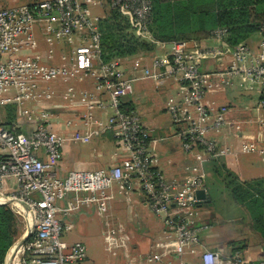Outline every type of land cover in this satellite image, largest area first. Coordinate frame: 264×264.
I'll use <instances>...</instances> for the list:
<instances>
[{
    "label": "built area",
    "instance_id": "built-area-1",
    "mask_svg": "<svg viewBox=\"0 0 264 264\" xmlns=\"http://www.w3.org/2000/svg\"><path fill=\"white\" fill-rule=\"evenodd\" d=\"M153 3L46 0L0 9V107L16 105L19 115L31 125L29 132H17L2 125L0 119V153L4 156L0 161V203L12 200L7 205L28 221L24 234L29 230V236L18 248L17 264L19 255L21 264H83L86 248L80 242L68 244L63 239L68 230L63 217L90 205L105 208L113 183L125 187L136 184L152 213L163 218L171 229L175 243L169 264H190L187 256L196 257L197 264H264V260H250L240 252L223 254L202 247V234L208 225L202 222L196 196L204 188V162L228 153L226 146L211 137L225 125V108L206 105V93L216 85L238 82L250 91H258V109L264 112V26L257 33L256 46L246 42L228 44L227 28H214L200 41L161 42L149 32ZM94 6L119 13L135 36L154 44L163 55L154 57L149 65L144 59L131 58L130 75L119 62H104L100 17L91 14ZM36 25L44 26L50 43L81 40L67 64L48 65L28 53L36 46ZM66 76H93L97 91L110 95L112 115L104 121L89 115L83 123L84 132H69L80 124L67 121L60 129L57 115L28 107L49 97L41 90L42 84ZM143 79L177 85L166 110L180 128L183 151L194 161L185 180L167 179L154 167L155 160L149 154V129L135 110L120 109L123 101L133 95L134 83ZM107 132H113L125 153L117 165L104 170H72L64 176L52 173L67 141L88 143ZM196 144H203L204 149L192 150ZM244 149L248 151L252 146ZM10 179L15 189L6 194L4 186ZM149 261L158 262L155 258Z\"/></svg>",
    "mask_w": 264,
    "mask_h": 264
},
{
    "label": "crops",
    "instance_id": "crops-1",
    "mask_svg": "<svg viewBox=\"0 0 264 264\" xmlns=\"http://www.w3.org/2000/svg\"><path fill=\"white\" fill-rule=\"evenodd\" d=\"M42 1L46 0H26L22 5L31 6ZM14 2L16 1L14 0ZM12 6H17V4L1 6L0 9ZM106 12L105 8L95 6L91 8V14L99 16L100 19L105 16ZM33 34L36 46L28 50V53L48 65L67 64L73 49L81 43V40H75L72 44L65 41H52L50 43L44 35L43 25H36ZM154 48V51L150 53H139L131 58L144 59L142 61L149 65L154 57L163 55V52L156 46ZM131 58H114L111 60L119 62L121 68H125V74L130 75L127 72L131 68ZM111 60L103 61L109 62ZM140 81H148L149 85L141 87L135 82L133 95L129 99L141 123L149 129V154L155 160L154 167L167 179L185 180L190 176L188 170L191 166L190 155L183 151L179 137L180 128L172 121L166 110L167 100L174 95L177 85L171 81L163 80L154 82L150 79H143L137 82ZM237 83L232 86L216 85L204 96L206 105L214 104L218 108H225V125L218 133L213 132L211 137L221 145L226 146L228 153L204 162V190L209 201L197 205L198 211L202 206L212 207V199L209 194L210 179L215 175L216 172L214 171L217 168L224 167L234 174L239 182L264 178V172L256 173L260 170L264 171V152H262L264 151V112L258 109L260 96L257 90L250 91L247 87L239 86ZM41 90H45V94L47 93L49 97L40 98L35 104L28 107H39L57 115L60 118V129L63 127V122L70 121L80 124L75 128L71 127L69 132L75 130L84 132L86 127L83 123L86 122L89 115L104 121L113 113L110 95L107 93L100 94L97 91L93 76L57 78L42 84ZM159 94L161 96L166 94L162 103L159 102L161 98ZM149 95H153V98L149 99ZM148 99L153 102L147 107ZM160 111L166 114V119H159L158 112ZM18 120L23 123L25 131L16 123ZM16 122L14 128H19V132H29L31 129L30 123L19 115L17 106ZM249 146H252V149L244 151V148ZM124 155V151L118 147L113 132L96 136L88 143L69 140L63 145L61 160L54 165L52 173L64 176L72 170H104L117 165ZM241 155L249 157L241 159L239 158ZM4 187L6 194L11 193L15 189L14 180H8ZM119 195L124 197L129 210L115 216L113 204L117 202ZM93 213L101 217V234L105 250L113 254L108 264L170 263L175 236L172 235L171 229L165 226L163 218L152 213L136 184L125 187L120 183H113L108 190L105 208L90 205L63 217L68 226L64 236L80 222L87 225ZM199 213L203 223L209 225L208 230L202 234V247L217 250L223 254L240 252L250 260H264L263 244L259 236H254V239L251 240L245 235H239L236 238L224 237L215 230L219 222L218 217L212 215L214 219L210 220L208 219L211 216L209 211L208 213L199 211ZM247 232L256 233L250 225L247 226ZM66 242L68 244L80 242L85 246V243L79 239ZM226 248L232 250L231 253H224ZM153 258L157 259L158 262L149 261ZM186 259L190 264H197L196 257L187 256ZM85 260H87V254Z\"/></svg>",
    "mask_w": 264,
    "mask_h": 264
},
{
    "label": "trees",
    "instance_id": "trees-1",
    "mask_svg": "<svg viewBox=\"0 0 264 264\" xmlns=\"http://www.w3.org/2000/svg\"><path fill=\"white\" fill-rule=\"evenodd\" d=\"M264 26V0H154L149 32L161 42L206 39L214 28H227V42H255V35ZM103 60L131 58L141 52L154 51V44L138 38L127 21L119 13L107 10L99 22ZM123 111L134 110L129 98L123 101ZM1 123L9 130L15 129L16 106L4 104L0 107ZM4 156L0 153V161ZM227 176L235 181L231 186L234 201L244 205L250 214L251 229L263 244L264 252V178L239 182L237 177L224 167ZM231 183V182H230ZM229 183V184H230ZM17 217L7 204H0V264L18 239Z\"/></svg>",
    "mask_w": 264,
    "mask_h": 264
},
{
    "label": "rangeland",
    "instance_id": "rangeland-1",
    "mask_svg": "<svg viewBox=\"0 0 264 264\" xmlns=\"http://www.w3.org/2000/svg\"><path fill=\"white\" fill-rule=\"evenodd\" d=\"M13 1L14 0H0V7L1 6H11L14 4L22 5L23 3L26 2V0H15L16 2H14V3H13ZM255 38H257V34L255 35ZM244 42L250 43V41H244L243 40V41H239L236 44L244 43ZM251 43H252L251 44L252 46H256V43L254 41ZM228 44H231V42H229V40H228ZM236 44H231V45H236ZM141 53H143V52H141ZM144 53H150V52H144ZM164 81H166V80H164ZM136 84L141 86V87H146L149 85V82L148 81H140V82H136ZM150 95L148 98L149 99L153 98V95L152 96H150ZM159 95L161 96V94H159ZM165 95L166 94H163L161 96L159 102H161V103L163 102ZM149 99L146 102L147 107L150 106L151 103L153 102V101H149ZM163 104H161V105H163ZM238 111H241V110H238ZM158 114L160 115L159 116L160 120L161 119L164 120L167 117L166 114L163 113V111L158 112ZM1 118H2V114H1V110H0V119ZM20 122H21V120H18V122H16V123H18V126L20 128L22 127L23 129L22 128L21 129L23 131H25L23 123H20ZM180 143H181V140H180ZM196 145H194L195 147L192 150L201 151L204 149L203 144H196ZM218 157L219 156H217V158ZM248 157L249 156H247V155H241L239 158L245 159ZM189 159L191 161V164H193L194 161L192 162V158L189 157ZM203 170H204V165H203ZM262 172H264V171L260 170L259 172H256V173H262ZM234 181L235 180L232 177L227 176V174L223 170H221L220 172L217 171L215 173V175H213V177L210 179L211 189L209 191L210 192L209 194L211 195V199H212V207L208 208L206 206H202L199 208V211L201 213H208V211H209L211 216L208 219H210V220L214 219V217L212 215H214L215 217H218L219 222L217 223L215 230L218 231L224 237L236 238L239 235H245L248 237V239L251 240V239H254V236H259V235H257V233L251 234V233L247 232V226L250 225V223H251L250 214L248 212V209L244 205H242L236 201H235L236 202L235 203L234 199L232 198L231 186H232V183ZM203 187H205V186H203ZM204 189L205 188H203V190ZM123 198H124L123 196L119 195L117 202L113 204L115 216H118V214H120V213H122V214L126 213V211L129 210L128 204L125 202V200ZM15 214L17 217V228L19 231V236H18L17 240H19L22 237V235L26 232V228L28 226V221H27V218L22 217L21 215H19L17 213H15ZM208 227H209V225H208ZM101 229H102L101 217L98 216L97 214L93 213L92 218L90 219V222L87 225H85L81 222L76 224V226L73 230H71L70 232H67V234L65 236H63V239L68 241V242L79 239L85 243L87 260H85L84 264H108L109 261H111L113 254L111 252H109V251L107 252L105 250V245L103 242ZM253 234H255V235H253ZM231 251L232 250H228L226 248L224 253H231ZM20 258L21 257L19 255V264H21Z\"/></svg>",
    "mask_w": 264,
    "mask_h": 264
},
{
    "label": "water",
    "instance_id": "water-1",
    "mask_svg": "<svg viewBox=\"0 0 264 264\" xmlns=\"http://www.w3.org/2000/svg\"><path fill=\"white\" fill-rule=\"evenodd\" d=\"M196 196H197V198H198V200H199L198 205H200V204H202V203H204V202L207 203V202L209 201V200H208V196H207V194H206V191L203 190V189L198 190L197 193H196ZM12 202H13L12 200H8V201L3 202V203H0V204H11ZM28 236H29V230L27 231L26 234H24V235H23V236L17 241L15 248H16V247L19 248V247L25 242V240L27 239ZM7 258H8V255L6 256L5 264H9Z\"/></svg>",
    "mask_w": 264,
    "mask_h": 264
},
{
    "label": "bare ground",
    "instance_id": "bare-ground-1",
    "mask_svg": "<svg viewBox=\"0 0 264 264\" xmlns=\"http://www.w3.org/2000/svg\"><path fill=\"white\" fill-rule=\"evenodd\" d=\"M11 252L9 253V255H8V258H7V260H8V262H9V264H11L12 263V260H13V263L12 264H16L17 263V261H18V248L16 247H12V249L10 250ZM16 255V256H15ZM15 256V257H14ZM14 258V259H13Z\"/></svg>",
    "mask_w": 264,
    "mask_h": 264
}]
</instances>
